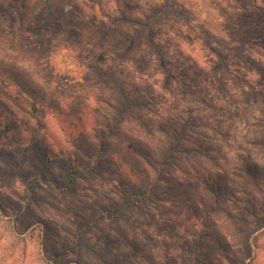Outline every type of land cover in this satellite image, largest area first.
Masks as SVG:
<instances>
[{"label": "clouds", "instance_id": "9594fccd", "mask_svg": "<svg viewBox=\"0 0 264 264\" xmlns=\"http://www.w3.org/2000/svg\"><path fill=\"white\" fill-rule=\"evenodd\" d=\"M0 264H264V0H0Z\"/></svg>", "mask_w": 264, "mask_h": 264}]
</instances>
